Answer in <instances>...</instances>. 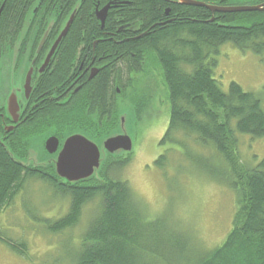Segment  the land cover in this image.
<instances>
[{
	"label": "trees",
	"instance_id": "1",
	"mask_svg": "<svg viewBox=\"0 0 264 264\" xmlns=\"http://www.w3.org/2000/svg\"><path fill=\"white\" fill-rule=\"evenodd\" d=\"M33 1L21 0L24 15ZM173 1L135 0L133 9L128 10L134 13L128 28L146 23L144 29L148 33L123 44L120 50L123 56L116 63L117 68L101 76L99 91L105 99L103 119L84 116L81 126L88 130L86 134L90 137V123L102 128L103 133L109 130L103 136L110 135V130L117 126L115 105L111 108L107 103L112 102V92L116 93L114 85L132 92L131 107L140 113L153 101L156 96L153 90H158L159 81H162L170 106V119L161 143L178 145L188 157L191 153L186 148L191 140L187 137H193L202 145L210 144L218 154L214 157L225 163V172L219 174L207 164H200V168L212 176L219 174L235 191L236 199L233 225L222 244L204 255L182 261L184 264H264V158L250 168L238 151L242 134L264 137L262 94L246 91L234 81L224 91L214 73L217 65L214 57L226 43L243 51L264 53V11L212 13L203 7ZM202 1L218 5L238 3L236 0ZM262 2L264 0L245 3ZM42 3L43 0L39 6ZM73 3L74 0H69L70 6ZM85 13L88 18L89 10ZM74 36L77 35L72 29L65 41H74ZM125 77L130 78L129 84H125ZM112 117L113 123L111 120V124L105 122V118ZM94 135L93 138H98ZM12 156L21 157L10 147L7 152L0 149V212L11 205L30 178L40 179L56 193L70 197V208L65 216L46 220L47 229L53 233L77 225L85 205L101 197L100 213L89 224L80 247L71 254L74 255L70 258L71 264H158L157 258L165 264H173L171 258H183L182 239L175 238L176 242L170 247L160 237L159 231L167 219L163 218L161 225H157L158 217L151 218L146 214L128 181L113 176L130 158L109 156L99 171L102 181L94 177L70 184L62 183L55 171L42 174L30 169L28 172ZM166 161V156L161 155L155 163L164 167ZM142 223L146 229L140 227ZM149 232L153 234L149 235ZM0 242L22 256L28 253L25 240L11 238L1 229Z\"/></svg>",
	"mask_w": 264,
	"mask_h": 264
},
{
	"label": "rangeland",
	"instance_id": "2",
	"mask_svg": "<svg viewBox=\"0 0 264 264\" xmlns=\"http://www.w3.org/2000/svg\"><path fill=\"white\" fill-rule=\"evenodd\" d=\"M249 1L236 0L237 4H247L245 2ZM220 49V53L214 57L217 61L214 73L221 88L227 91L231 82H237L246 91L262 94L264 108V53L243 51L232 43H226ZM154 72L157 74V71ZM124 82L129 84L130 78L125 77ZM131 93L123 89L117 95L114 111L117 126L110 131L120 130V116L126 113L129 116L128 130L135 139V149L133 153L122 156L121 159H130L113 176L128 181L146 214L151 218L158 217L157 225H161L163 218L167 219L159 231L160 237L170 247L173 246L171 243L176 242L175 238L182 239L185 254L181 260L171 258V262L184 264V258L204 255L226 239L233 225L235 191L218 176L225 172V163L214 157V154H218L210 144L202 145L196 143L193 137H187L191 140L186 148L191 153L188 157V153L178 145L161 143L170 119V106L162 81H159L158 90H153L156 95L153 101L140 113L131 107ZM93 128L89 124L91 132ZM108 132L103 133L100 128L96 132L97 141L106 137L103 135ZM242 135L245 137H240L238 151L246 166L251 168L264 158V137ZM41 139L43 136L28 141L30 155L24 162L46 161L45 142ZM161 155L167 158L164 167L155 163ZM200 164H207L219 174L212 176L200 168ZM101 205V197L91 200L83 208L77 225L53 233L48 230L46 220H58L65 216L70 208V197L56 193L54 188L40 179L30 178L11 205L0 212V229L11 238L25 240L29 246L28 253L22 256L0 242V264H71L70 258L74 257L71 254L80 247L83 235ZM140 227L147 228L143 223ZM155 260L158 264H165L159 258Z\"/></svg>",
	"mask_w": 264,
	"mask_h": 264
},
{
	"label": "flooded vegetation",
	"instance_id": "3",
	"mask_svg": "<svg viewBox=\"0 0 264 264\" xmlns=\"http://www.w3.org/2000/svg\"><path fill=\"white\" fill-rule=\"evenodd\" d=\"M36 3L34 0L24 15L21 0H0V149L7 152L10 147L21 156L16 158L25 160L31 149L28 141L43 136L46 161L26 162L28 167L22 168L46 174L54 173L68 136L88 135L81 126L84 116L103 119L101 76L117 68L125 42L148 31L146 23L128 28L134 15L128 10L133 9L135 0H74L72 6L69 0ZM105 7L102 22L98 15ZM72 14L66 36L56 44ZM72 29L75 40L65 41ZM114 79L117 82V77ZM114 86L116 93L112 92V102H107L111 108L122 91ZM105 119L110 123L111 119ZM98 131L94 126L90 135L96 136ZM50 138L59 141L54 153L47 150Z\"/></svg>",
	"mask_w": 264,
	"mask_h": 264
},
{
	"label": "water",
	"instance_id": "4",
	"mask_svg": "<svg viewBox=\"0 0 264 264\" xmlns=\"http://www.w3.org/2000/svg\"><path fill=\"white\" fill-rule=\"evenodd\" d=\"M39 2L40 0L35 5ZM175 2L181 5L203 7L211 12L220 13L264 11V3L257 5H218L202 0H176ZM107 8H103L98 15L102 22L105 19ZM73 19L74 14L66 22L56 44L66 36ZM128 119L129 116L126 113L122 114L120 116V130L112 132L102 138L101 141L92 140L82 133H74L68 136L56 158L57 175L70 184H76L94 177L102 181L99 178V171L109 156L122 157L133 153L135 149V139L128 130ZM46 146L50 153H54L58 150L59 141L56 138H50L47 140Z\"/></svg>",
	"mask_w": 264,
	"mask_h": 264
},
{
	"label": "bare ground",
	"instance_id": "5",
	"mask_svg": "<svg viewBox=\"0 0 264 264\" xmlns=\"http://www.w3.org/2000/svg\"><path fill=\"white\" fill-rule=\"evenodd\" d=\"M212 13H218V12H212ZM215 18H213L212 20H214ZM12 158L13 159H15V157L14 156H12ZM17 162H18V164L20 165V166H22V167H24V168H27L28 166H26V162H24L23 160H18L17 158L15 159ZM26 163V164H25Z\"/></svg>",
	"mask_w": 264,
	"mask_h": 264
}]
</instances>
